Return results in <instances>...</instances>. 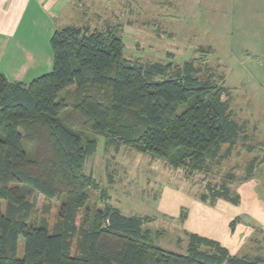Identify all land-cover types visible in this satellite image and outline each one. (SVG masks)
<instances>
[{
  "label": "trees",
  "instance_id": "trees-1",
  "mask_svg": "<svg viewBox=\"0 0 264 264\" xmlns=\"http://www.w3.org/2000/svg\"><path fill=\"white\" fill-rule=\"evenodd\" d=\"M119 31L55 29L48 73L25 83L0 71V264H264V256L234 255L194 233L185 254L162 249L145 228L151 218L125 216L85 173L102 138L187 178L209 176L243 135L206 59L131 61ZM231 180L228 173L207 182L199 201L238 205ZM91 191L100 193L101 208L86 207ZM38 195L46 202L40 212ZM51 201L59 206L50 225Z\"/></svg>",
  "mask_w": 264,
  "mask_h": 264
},
{
  "label": "rangeland",
  "instance_id": "rangeland-1",
  "mask_svg": "<svg viewBox=\"0 0 264 264\" xmlns=\"http://www.w3.org/2000/svg\"><path fill=\"white\" fill-rule=\"evenodd\" d=\"M78 2L61 13L53 9L51 29L67 25H87L91 29L116 27L124 44V56L131 61L181 64L203 57L205 66L211 68L218 82L225 87L229 97L224 95L223 99H227L232 119L243 130L231 156L215 166L209 176L197 173L187 178L184 170H173L162 159L127 146L117 150L108 148L102 138L98 139L96 152L85 163V173L100 184L110 204L125 216L151 218L145 228L156 235V245L164 250L185 254L187 224L191 223L202 233L204 228L209 229L210 236L207 237L224 247L235 246L234 250L237 249L241 255L264 256V237L250 233V221L244 219L245 215L239 213L234 216L240 220L231 218L224 222L232 210L240 212L244 205L240 208L227 201L216 206L203 203L209 209L210 217L199 213L201 216L186 220L187 213L191 212L189 200L202 203L199 196L203 191L207 192L205 184L215 183L228 173L232 175L229 185L232 193L257 198L261 202L262 213L256 216H264V0ZM47 31L43 22L31 35L42 43L46 41ZM13 63L0 62V71L6 77L15 70ZM38 65L43 72L35 77L48 73L52 61L49 68L45 60ZM7 78L16 81L10 76ZM32 79V74H29L24 82ZM99 195V192L91 191L86 205L88 209L101 208ZM172 199L185 204L175 216L164 213L166 204L170 205ZM45 203L41 195L36 197L35 205L39 212ZM50 205L46 218L51 225L57 219L59 203L51 201ZM22 254L23 240L20 239L18 255Z\"/></svg>",
  "mask_w": 264,
  "mask_h": 264
},
{
  "label": "crops",
  "instance_id": "crops-1",
  "mask_svg": "<svg viewBox=\"0 0 264 264\" xmlns=\"http://www.w3.org/2000/svg\"><path fill=\"white\" fill-rule=\"evenodd\" d=\"M78 1L79 0H0V62H14L13 64L15 68L13 72H9L7 77L10 76L11 78H15L13 80L24 82L28 75L32 74L34 79L35 76L43 72L38 64L44 60L47 62V68H49L52 61V51L49 43L50 40L48 42L47 40L49 39L52 30H55L54 27L51 29L50 26L52 21L51 12L54 9L55 12L61 13L67 7L70 8L71 5L75 6L78 4ZM43 22L46 23L48 28L46 41L38 43L35 40V35L32 37L31 32L35 30L37 26L42 25ZM0 69H2L1 65ZM222 201L223 200L216 201L215 206L223 203ZM189 202L190 206L188 207L191 212L187 213V221H191L192 216H201L199 213H203V216L206 213L210 217L211 214L208 212L209 209L205 207L206 204L204 205L194 199H190ZM260 204L261 202L257 198L240 196V202L238 205L240 208L244 205L245 208L241 209L242 211L240 210V212H237L236 209L232 210V208L229 207V209L232 210V213L228 216L229 218L224 219V222H229L231 218L240 220V217L234 215L241 213L245 215L244 219L250 221L248 224L250 233L262 235L264 237V216H256L262 213L260 210ZM181 205L185 204H179L177 199H172L170 205L166 204L165 210L167 211L164 213H171L174 216L178 215ZM183 207L186 208L185 206ZM211 221L212 220H209V222ZM190 224H187L189 230L188 233L198 234L203 237L210 236L209 229L204 228V232L202 233L199 228H194V225L191 226ZM255 230H257V232ZM225 248H227L231 254H239L237 249L234 250L235 246ZM241 256L248 255L244 254Z\"/></svg>",
  "mask_w": 264,
  "mask_h": 264
}]
</instances>
